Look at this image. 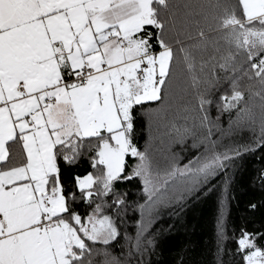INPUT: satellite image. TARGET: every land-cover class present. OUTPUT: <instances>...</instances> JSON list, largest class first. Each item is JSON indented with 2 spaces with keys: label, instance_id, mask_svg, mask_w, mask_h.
Returning a JSON list of instances; mask_svg holds the SVG:
<instances>
[{
  "label": "snow or ice",
  "instance_id": "6c2138e0",
  "mask_svg": "<svg viewBox=\"0 0 264 264\" xmlns=\"http://www.w3.org/2000/svg\"><path fill=\"white\" fill-rule=\"evenodd\" d=\"M260 149L264 0H0V264H145L162 211L217 190L214 264H264V231L225 216Z\"/></svg>",
  "mask_w": 264,
  "mask_h": 264
},
{
  "label": "trees",
  "instance_id": "16d2710c",
  "mask_svg": "<svg viewBox=\"0 0 264 264\" xmlns=\"http://www.w3.org/2000/svg\"><path fill=\"white\" fill-rule=\"evenodd\" d=\"M193 5L200 0H189ZM227 85H223L226 88ZM220 93H214V97ZM246 99L249 93L245 92ZM258 111V109H257ZM212 115L216 112L213 108ZM228 116L222 117L223 127L227 128ZM250 134L245 132L238 139L248 142ZM180 151L179 147L175 149ZM186 156V154H184ZM264 170V149L245 154L234 162L228 170L230 179L228 204L225 209L227 234L239 232L241 228L249 232L264 231V186L258 180L260 172ZM91 171L86 160L72 168L63 170L67 183L74 174L84 175ZM222 182V178H218ZM216 183V181H214ZM120 190L127 192V201L131 205L140 199V185L137 181L120 185ZM219 190L206 198L189 199L182 206H174L162 211L151 228L154 247L145 254V264H214L215 235L214 224L217 215V201ZM255 205V207H253ZM137 216L131 211L125 216V222L120 225L122 232H134ZM113 246L118 254L120 244ZM228 250L234 251L235 244L229 239L225 242ZM224 264H236V258L226 251L223 256Z\"/></svg>",
  "mask_w": 264,
  "mask_h": 264
}]
</instances>
